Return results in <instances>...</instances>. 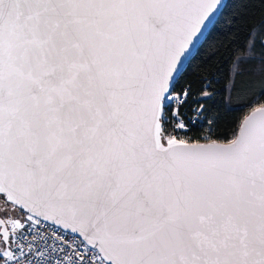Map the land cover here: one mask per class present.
<instances>
[{
  "label": "snow or ice",
  "instance_id": "1",
  "mask_svg": "<svg viewBox=\"0 0 264 264\" xmlns=\"http://www.w3.org/2000/svg\"><path fill=\"white\" fill-rule=\"evenodd\" d=\"M226 8L0 0V264H264V19L201 56Z\"/></svg>",
  "mask_w": 264,
  "mask_h": 264
},
{
  "label": "trees",
  "instance_id": "2",
  "mask_svg": "<svg viewBox=\"0 0 264 264\" xmlns=\"http://www.w3.org/2000/svg\"><path fill=\"white\" fill-rule=\"evenodd\" d=\"M226 5V10H222L224 15L220 18V24L217 25V29L212 33V37L209 38L208 42L204 44V48L200 51L201 56H206L211 52L208 44L213 41L224 40L227 42V40H230L232 38L229 34L230 31H238V42L243 41L247 32L244 25L248 23L255 24L264 19V6H261L260 0H227ZM245 5H247V7H245ZM232 14L239 15L241 19L237 21L236 27L230 30L228 25H226L223 21L228 19ZM195 54L196 53H194V55ZM197 63L203 65L202 67L196 69V71L200 72L201 75H210V73L216 72L217 67H219L217 57H211L207 63L198 59L194 62L193 67H195V64ZM226 70L227 66L219 67V72L216 74L218 76L222 75L226 72ZM188 79H196V77L194 75H190ZM247 110V106L243 103V101L238 99L233 101L230 111L220 109L222 129L226 127L230 130L234 126V123L237 122ZM196 131L197 130L195 129L193 130L194 133Z\"/></svg>",
  "mask_w": 264,
  "mask_h": 264
},
{
  "label": "water",
  "instance_id": "3",
  "mask_svg": "<svg viewBox=\"0 0 264 264\" xmlns=\"http://www.w3.org/2000/svg\"><path fill=\"white\" fill-rule=\"evenodd\" d=\"M227 2V0H225V3ZM223 10V9H222ZM209 27H211V26H209ZM205 35H207V32L205 33ZM202 39V41H203V37L201 38ZM199 47V46H198ZM194 53H195V50H194Z\"/></svg>",
  "mask_w": 264,
  "mask_h": 264
}]
</instances>
